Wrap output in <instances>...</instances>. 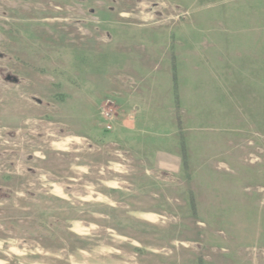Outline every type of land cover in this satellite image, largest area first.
Masks as SVG:
<instances>
[{
	"label": "rangeland",
	"instance_id": "obj_1",
	"mask_svg": "<svg viewBox=\"0 0 264 264\" xmlns=\"http://www.w3.org/2000/svg\"><path fill=\"white\" fill-rule=\"evenodd\" d=\"M258 17L264 0H0V264H264ZM138 75L163 81L159 114L120 95Z\"/></svg>",
	"mask_w": 264,
	"mask_h": 264
},
{
	"label": "crops",
	"instance_id": "obj_2",
	"mask_svg": "<svg viewBox=\"0 0 264 264\" xmlns=\"http://www.w3.org/2000/svg\"><path fill=\"white\" fill-rule=\"evenodd\" d=\"M260 17H258V34H260ZM262 28L264 27V23L261 24ZM264 29V28H263ZM257 59H260V57H258ZM135 79V80H134ZM134 81L137 83L136 85H131L130 83L128 84V87L126 84H121V89L119 91H121L122 93L120 95H122V97H124V93L125 94H133V93H137L138 97L140 98L137 106L138 108L135 107V109H137V112L140 113H151L153 115L159 114L161 112L160 108H159V104L155 101V96H153L156 92L159 94L158 91L162 90V80L158 77L151 76V75H138L134 77ZM131 80V81H133ZM166 82L169 83V81L167 80ZM161 83V84H160ZM126 85V86H125ZM166 92H169V95L171 97L172 93V89L170 88V85H167ZM151 98V99H150ZM125 105L120 104L122 108H125L123 111V113H129L130 111L134 110V107H131V104H128L131 101V96L128 97L126 96V98L124 100ZM157 106V107H156ZM163 105H161L162 107ZM119 115H121V113H119ZM122 116V115H121ZM122 118V117H120ZM116 119H118L116 117ZM156 126V125H155ZM141 131H143V140H145L148 136H146V128L142 127L140 129ZM155 160H161V161H166V162H178L181 160V157L179 154L175 153H162L160 151L157 152L156 156H155Z\"/></svg>",
	"mask_w": 264,
	"mask_h": 264
},
{
	"label": "built area",
	"instance_id": "obj_3",
	"mask_svg": "<svg viewBox=\"0 0 264 264\" xmlns=\"http://www.w3.org/2000/svg\"><path fill=\"white\" fill-rule=\"evenodd\" d=\"M106 114H107V115H109V113H108V112H106Z\"/></svg>",
	"mask_w": 264,
	"mask_h": 264
}]
</instances>
